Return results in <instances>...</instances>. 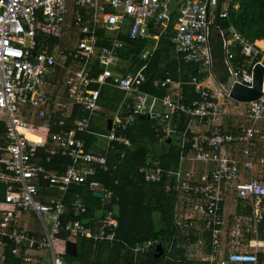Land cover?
Returning <instances> with one entry per match:
<instances>
[{
    "label": "built area",
    "instance_id": "2783aa9c",
    "mask_svg": "<svg viewBox=\"0 0 264 264\" xmlns=\"http://www.w3.org/2000/svg\"><path fill=\"white\" fill-rule=\"evenodd\" d=\"M175 5L174 0H0V122L5 129L0 135V181L7 185L5 199L0 201V264L7 262L9 254L24 264H70L64 258L68 240L60 239L63 233L70 241H117L120 223L113 211L103 214L97 231L80 220L64 221L65 196L73 185L87 183L99 171H110L108 153L116 144L132 147L124 132L142 116L153 121L157 133L168 137L175 133L172 122L179 114L187 120L180 141L182 153L188 150L189 161L208 169L202 174L182 168L166 170L150 158L140 172L146 181L166 179L178 194L179 231L196 228L191 221L179 223L181 215L199 218L200 230L210 237L208 264L259 263L258 254L264 252V239L257 231L264 212V176L255 175L254 170L255 152L264 141V129L259 126L264 123V78L258 100L237 102L231 93L236 84L253 86L255 66L264 68V49L233 27L220 28L219 21L239 7L233 0H178ZM171 27L175 59L197 64L208 75L202 81L192 78L198 98L187 104L184 83L167 72L156 82L167 90L165 97L151 95L143 87L151 59ZM214 30L222 39L226 82L217 81L213 73ZM123 35L146 43L134 65L121 59ZM234 43L246 58L244 63L236 62L231 51ZM106 86L123 92L124 98L111 118V130L97 133L91 126L101 111L100 95ZM225 101L243 107L246 124L230 133H196L197 122L217 123ZM78 110L81 117L72 120ZM32 127L46 131L44 142L28 138ZM188 133L195 134L192 143ZM88 135L97 138L92 151L87 149ZM40 148H46L48 161L60 153L72 163L64 173L49 172L40 165ZM90 188L107 200L112 197L98 182H91ZM230 192L251 204L255 238L246 246L236 239L235 250L225 254L223 208ZM73 207L79 215L86 213L80 200ZM23 215L37 217L38 235L20 226ZM187 240L191 241L188 234ZM154 244L149 241L133 251L147 253Z\"/></svg>",
    "mask_w": 264,
    "mask_h": 264
},
{
    "label": "trees",
    "instance_id": "16d2710c",
    "mask_svg": "<svg viewBox=\"0 0 264 264\" xmlns=\"http://www.w3.org/2000/svg\"><path fill=\"white\" fill-rule=\"evenodd\" d=\"M174 2L177 4L174 7L177 8L178 0H174ZM233 2L239 7L238 9H231L228 19L219 21L220 28L227 31L233 27L240 35L253 43L264 41V0H233ZM174 18H176V14ZM172 35L173 29L171 27L161 38L159 48L146 71V81L143 87L150 94L161 98L165 97L167 90L156 85V82L159 79H164L167 72L173 80H180L184 83V101L187 104L198 97L191 85L192 77L196 76L199 80H204L208 75L201 72L202 69L199 65L183 64L175 59L169 40ZM120 40L125 44L121 52V59L133 65L136 64L146 43L141 40H133L126 35L120 36ZM231 51L236 56V62L244 63L246 61L236 43L231 47ZM212 53L214 76L217 81L226 82L228 74L223 62L222 39L216 30L212 34ZM97 71L98 68L96 67L95 73ZM93 87L96 86L93 85ZM105 88L108 87H104L100 95L101 110L105 107L115 112L124 95H115L113 99H108V95L103 92ZM80 117L81 114L76 111L72 120ZM112 117L113 115L104 123H99L93 119L91 130L97 133H107L108 120ZM186 123L187 120L183 118L178 134L184 133ZM37 126L40 127L41 124L38 123ZM54 131V127L51 128L50 134ZM221 132L229 131L221 130ZM3 134H5L4 125L0 122V135ZM124 135L131 139L134 150L125 153V156L122 157V147L114 145V151H110L108 154L109 172L99 171L87 183L70 187L65 196L67 209L63 219L64 221L81 220L94 227L102 212L113 211L120 223L117 231L118 241L111 246L108 243L96 244L91 239L79 238L75 241L78 248L77 257L73 258L64 254L65 260L70 264H192L187 260H177L172 254L173 249L178 244V239L181 237L174 212L177 200L176 192L167 189L166 179L148 182L144 174L140 172L149 158L157 160L164 168L173 167L176 169L179 165L180 153L175 143H169L168 138L157 133L153 128V121L150 119L138 120L136 126L124 132ZM194 136L192 133H188L191 143ZM86 139L88 142L87 149L94 148L97 138L88 135ZM158 146L161 147L159 152L157 151ZM45 150L46 148H40L38 156L41 158L40 165L49 172L64 173L72 163L70 158L60 153L51 156L48 161L49 155ZM261 156L264 157V154ZM91 182H98L112 192L110 200L95 197L93 195L95 191L90 188ZM41 183L44 187L47 185L46 181L42 179ZM77 199H81L85 206V214L76 213L73 204ZM257 231L258 237L264 239V212L262 219L258 222ZM34 233L39 234V232ZM184 238H186L185 234ZM60 239L72 240L67 233H63ZM149 241L155 243L150 251L145 255H135L133 248ZM159 244L163 247L164 254L160 258H156V248ZM166 246H169V252ZM104 254H107L106 258ZM258 259V264H264V252L258 254ZM5 264L24 263L21 259L9 254Z\"/></svg>",
    "mask_w": 264,
    "mask_h": 264
},
{
    "label": "crops",
    "instance_id": "0c3cea01",
    "mask_svg": "<svg viewBox=\"0 0 264 264\" xmlns=\"http://www.w3.org/2000/svg\"><path fill=\"white\" fill-rule=\"evenodd\" d=\"M255 43H256V45H258L259 47L264 49V41H256ZM172 53H173V51H172ZM173 56H174V53H173ZM179 62L186 64L182 61H179ZM195 65H197V64H195ZM207 78H208V76L204 80H206ZM209 83L212 87L215 86L214 81L209 80ZM106 87L118 90L115 87H110V86H106ZM194 91H195V88H194ZM121 93L124 95L123 92H121ZM195 93H196V91H195ZM151 95H153V94H151ZM184 95H185V93H184ZM154 96H156V95H154ZM197 96H198V94H197ZM123 98H124V96H123ZM233 105H236V108H231ZM239 108H242L241 109L242 111H240ZM78 112H79V110H78ZM114 113L115 112H113V114ZM183 118L186 119L184 115H180V114L177 115L176 119H174V121L172 122V126L175 129V133L168 136V137L164 136V138L169 139V143H172V142L175 143V145H176V147L180 153V160H179L178 167L176 169L173 167L164 168L160 165V163L157 160L156 161L162 169L176 171V170L182 168L184 170H193L198 174H202L204 171H206L208 169V167L204 164H201V163H194V162L189 161L187 159V157L190 156L189 151L186 150L182 153V150L180 148V146H181L180 141H181V136L183 133L181 135L178 134V129H179L181 122L183 121ZM145 119H149V118H145ZM139 120H144V119L140 118ZM99 123H101V122H99ZM243 124H246V120L243 116V107H240L239 105H237L234 102L225 101L224 108H223V114L220 116L217 123H211L207 120H205L202 123L197 122L196 123V133H201V134H203L205 132L211 133V132L216 131V130L229 131L226 133H230V132L238 129ZM259 126H260V128L264 129V125L260 124ZM128 130H130V129H128ZM193 135H195V134L193 133ZM172 137H174L176 140L173 139ZM128 139L130 140L132 147L127 148L124 145H122V146L120 145L122 147V150H123L122 153H128V152L134 150V145H133L131 139L130 138H128ZM87 145H88V142H87ZM116 145H118V144H116ZM94 148H92V149H94ZM160 148H161L160 146L157 147L158 152L160 151ZM92 149H90V151H92ZM255 154H256L257 160H256V168L254 170V174L255 175L261 174L264 176V168H263L264 157L261 156L264 154V141L259 142V146H258ZM108 156L109 155H107V159H108ZM241 160H242V158H241ZM148 182H153V181H148ZM167 189L171 190L169 188L168 184H167ZM77 200L81 201V199H77ZM102 200H106V199L103 198ZM180 202H181V199L179 198V196L177 194V200H176L175 211H174L176 221L178 219V218H176V213L178 212V209L180 207V205H179ZM251 207L252 206L249 202L236 198L232 192H230L228 194L227 200H226V202L224 204V208H223V216H224V220H225L223 245H224L225 254H228V253L235 250L233 243L235 242L236 239H238L240 241L241 246H246V244L248 243L249 240L255 238V234L253 232V229L255 226V224H254L255 221H254L253 209ZM182 212L184 213V211H182ZM103 214H104V212H102L98 222L93 227L94 229H96V231L98 230V223H99L100 219L102 218ZM35 219L37 220V217H35L34 215H23L21 220H20V226L22 228L27 229L30 232H40V226L30 227V223L32 222V220H35ZM188 221H191L193 223V225L196 226V228H190V229L181 228V230H180L181 237L178 239V241H177L178 244L173 249L172 254H173L174 258L177 260H187L192 264H208L207 258L209 257L210 252H211L209 234L200 230L201 223H200V220L197 216L181 215L179 218V223H182V225H184ZM83 223L86 224L85 222H83ZM86 225H88V224H86ZM184 234H185L186 238H184ZM187 234L190 236L191 241L187 240ZM117 241H118V239H117ZM117 241H115V242H117ZM106 243H108V242H106ZM114 243L113 244L108 243V244L113 246ZM96 244H102V243H96ZM147 253H139V254L135 253V255H137V256L138 255H145ZM104 255L106 258L107 254H104Z\"/></svg>",
    "mask_w": 264,
    "mask_h": 264
},
{
    "label": "water",
    "instance_id": "95a60500",
    "mask_svg": "<svg viewBox=\"0 0 264 264\" xmlns=\"http://www.w3.org/2000/svg\"><path fill=\"white\" fill-rule=\"evenodd\" d=\"M254 75V84L251 88L236 84L232 89L231 97L237 102H251L258 100L262 96V88H263V78H264V68L261 65H256L253 70ZM147 117L142 116L141 119H145ZM112 127V119L108 120L107 131H110ZM7 185L5 182L0 181V201H4L6 196ZM93 195L97 198L103 199L104 194L101 192L95 191ZM6 242H9V239L4 238ZM66 254L76 258L78 255V248L75 241H67L66 242ZM156 258H160L164 254L163 247L159 244L156 248Z\"/></svg>",
    "mask_w": 264,
    "mask_h": 264
},
{
    "label": "rangeland",
    "instance_id": "374dc122",
    "mask_svg": "<svg viewBox=\"0 0 264 264\" xmlns=\"http://www.w3.org/2000/svg\"><path fill=\"white\" fill-rule=\"evenodd\" d=\"M106 95H108V99H113V97L116 96H120L122 93L118 90L115 89H111V88H105L103 91ZM231 108H236V105H233ZM103 110H101V112L97 113L94 117V119L98 122L104 123L109 117H111L113 115V112L111 110H108V108H102ZM240 111H242V108H239ZM264 125V123L262 124ZM31 131H34L33 128L30 129ZM43 129L38 128V130L36 132H34L37 136H40V134H42ZM263 168H264V164H263ZM38 227L40 226V223L35 219L32 220V222L30 223V227ZM167 247V251L169 252V246Z\"/></svg>",
    "mask_w": 264,
    "mask_h": 264
},
{
    "label": "bare ground",
    "instance_id": "6f19581e",
    "mask_svg": "<svg viewBox=\"0 0 264 264\" xmlns=\"http://www.w3.org/2000/svg\"><path fill=\"white\" fill-rule=\"evenodd\" d=\"M32 128L34 131H31L30 129L27 131L28 138L36 142H44L46 131L43 130L42 134H40V136H37L34 132L38 130V127H32Z\"/></svg>",
    "mask_w": 264,
    "mask_h": 264
}]
</instances>
